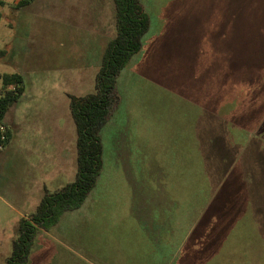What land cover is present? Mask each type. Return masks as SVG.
<instances>
[{
    "label": "rangeland",
    "instance_id": "374dc122",
    "mask_svg": "<svg viewBox=\"0 0 264 264\" xmlns=\"http://www.w3.org/2000/svg\"><path fill=\"white\" fill-rule=\"evenodd\" d=\"M139 1L151 27L140 52L116 79L118 100L101 134L102 169L96 186L79 210L64 214L57 225L38 234L30 264H264V212L259 213L263 210L244 196L238 197L244 201L239 202L224 195L227 187L212 186L218 177L211 183L197 137L203 126L206 150L209 138L223 139H217L214 148L219 162H225L226 155L231 161L238 152L250 157L251 165L256 158L264 159V0ZM3 10L9 11L0 8V13ZM25 18L24 25L18 20L13 29L7 20L0 22V50L8 45L13 30L18 45L30 44L28 61L40 70L25 71V59L13 50L9 61L0 64V74L21 72L27 92L32 83L61 85L56 69L74 60H99L98 52L90 58H63L57 50L62 28L35 22L37 18L32 21L31 15ZM2 87L0 80V93ZM24 103L28 106L30 101ZM214 107L218 117L211 112ZM13 116L10 110L5 123ZM255 127L261 130L244 131ZM13 135V147H23L25 134L13 131ZM124 140L131 152V162L125 166L117 157ZM228 146L232 152L225 150ZM246 169L235 170L227 184ZM7 174L0 166V179ZM67 182L62 177L49 188L55 192ZM254 186L263 199L264 181ZM32 196L25 207L13 201L6 204L29 211L25 217L29 219L38 198ZM216 197L236 205L239 210L233 213L239 219L210 259L208 251L203 262L193 260L190 253L181 257L196 222ZM9 207L0 205L4 213L0 254L11 253L10 240L18 236V230L9 227L20 218ZM153 217L173 228L163 247L154 245V239L160 237L162 243L166 233L153 235Z\"/></svg>",
    "mask_w": 264,
    "mask_h": 264
},
{
    "label": "crops",
    "instance_id": "0c3cea01",
    "mask_svg": "<svg viewBox=\"0 0 264 264\" xmlns=\"http://www.w3.org/2000/svg\"><path fill=\"white\" fill-rule=\"evenodd\" d=\"M28 2L22 6V0H0V8L9 10L7 14L4 10L1 11L0 22L7 20L10 28L13 29L18 20L19 25L20 22L24 25L23 17L31 15L32 21L37 18L35 22L57 23L62 28L57 45L60 56L83 59L89 57L91 53L98 52L100 57L94 62L74 60L56 69L58 75L56 79L62 81L61 85L49 84L46 81L40 84L32 83L29 92L25 87L23 74L19 71L13 73L22 76L24 94L18 104L10 109L13 110L14 116L6 126L12 132V139L0 149V166L8 171L7 176L0 179V205L9 207L6 204L7 201H13L19 203L18 206L25 207L31 201L32 195H37V204L34 208L36 209L45 193L59 192L64 186L73 183L76 178L77 133L70 110V96L82 97L94 92L96 75L100 69L103 54L108 43L116 36V26L113 18V0H29ZM38 11L41 13L38 14ZM25 30L24 28L23 31L27 34ZM43 35L42 33L41 40L44 38ZM43 47L42 53L45 52ZM4 50L8 51V56L0 64L7 63L11 51L14 50L19 51L20 56L25 59L23 62L25 71L40 70L37 63L28 61L32 51L30 44L18 45V36L13 30ZM42 71L45 70L42 69ZM92 89L93 92H91ZM26 100L30 101L28 106H25ZM202 103L201 101L200 105ZM218 110L214 107L211 112L218 117ZM13 131L25 134L23 147H13ZM198 132L203 137L201 127ZM124 143L122 153L119 156L117 154V157L125 166L131 162V152L128 151L125 140ZM62 177L68 180L67 184L60 183L58 190L52 192L49 186ZM9 208L20 218L14 221L9 229L10 231L19 230L21 219L27 217L29 211L23 212L17 208ZM0 215L4 213L0 211ZM2 231L5 230L2 229ZM44 232L47 231L39 233ZM13 240H10L11 246ZM10 255V252L0 254V264H6Z\"/></svg>",
    "mask_w": 264,
    "mask_h": 264
},
{
    "label": "trees",
    "instance_id": "16d2710c",
    "mask_svg": "<svg viewBox=\"0 0 264 264\" xmlns=\"http://www.w3.org/2000/svg\"><path fill=\"white\" fill-rule=\"evenodd\" d=\"M28 1L22 0V6L28 4ZM113 4L116 36L108 43L104 51L101 66L96 75L94 92L82 97L70 96V110L77 133L76 178L73 183L64 186L57 193H45L29 219H21L18 236L12 242L11 255L6 264H29L30 254L39 231L41 229L50 230L58 224L64 214L79 210L96 186L102 169L101 134L107 126L118 100L115 92L116 79L131 57L140 52L144 37L151 27L150 18L139 0H113ZM7 56V50H0V62ZM0 80L3 85L0 93V145L6 146L12 139V132L6 126L5 119L9 110L18 104L23 96L24 81L20 74L1 75ZM202 127L201 129H203ZM249 130L259 132L261 127L259 129L256 127L254 129L246 128L244 131ZM2 131H4L5 141L1 140ZM197 137L199 140L201 139L200 150L202 152L200 155L211 183L218 177L219 182L212 186L227 187L224 195L230 196L236 201H239V196H244L248 198L249 203L255 202L258 209L263 210L259 212L261 215L264 212V198L259 200L253 187H255V183L264 181V159L256 158L255 164L251 165L249 163L251 158H244V155L241 156L238 152L232 155L231 161L228 160L229 155H226L223 156L225 162H219V153L214 148L217 139H223L215 136L212 139L209 138L206 150L205 137H201L199 132ZM225 150L233 151L231 146ZM211 155L216 158V161ZM243 167L248 168L246 174L237 173V178L231 179V182L227 184L234 171L242 170ZM242 189L245 191L243 194H241ZM217 199L218 197L211 202L206 212L196 222L182 247L181 257L190 253L193 260L203 262L206 251H208L206 258L210 259L226 241L230 230L239 219V216H236L233 211L237 212L239 208L226 202L224 198L222 201L220 197L219 201ZM171 230L173 228L166 227L164 222L153 217V235L166 233L162 243L159 237L154 239L156 244H153L163 247L164 242L167 243L169 240L168 236L172 233Z\"/></svg>",
    "mask_w": 264,
    "mask_h": 264
},
{
    "label": "built area",
    "instance_id": "2783aa9c",
    "mask_svg": "<svg viewBox=\"0 0 264 264\" xmlns=\"http://www.w3.org/2000/svg\"><path fill=\"white\" fill-rule=\"evenodd\" d=\"M3 132H4V131H2V133H3ZM1 140H2V141H5V135H4V133L2 134ZM2 148H3V144L0 145V149H2Z\"/></svg>",
    "mask_w": 264,
    "mask_h": 264
}]
</instances>
